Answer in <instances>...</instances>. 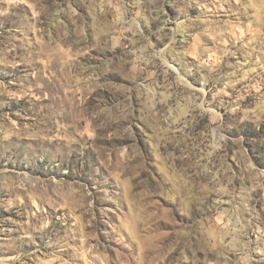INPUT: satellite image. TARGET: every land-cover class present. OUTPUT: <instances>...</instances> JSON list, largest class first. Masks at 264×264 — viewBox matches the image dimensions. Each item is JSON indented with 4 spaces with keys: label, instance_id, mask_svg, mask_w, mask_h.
Here are the masks:
<instances>
[{
    "label": "rangeland",
    "instance_id": "rangeland-1",
    "mask_svg": "<svg viewBox=\"0 0 264 264\" xmlns=\"http://www.w3.org/2000/svg\"><path fill=\"white\" fill-rule=\"evenodd\" d=\"M0 264H264V0H0Z\"/></svg>",
    "mask_w": 264,
    "mask_h": 264
},
{
    "label": "trees",
    "instance_id": "trees-1",
    "mask_svg": "<svg viewBox=\"0 0 264 264\" xmlns=\"http://www.w3.org/2000/svg\"><path fill=\"white\" fill-rule=\"evenodd\" d=\"M247 133H249V134H247V136L251 137V138H256L259 135L258 134L259 131L257 132L255 130L251 129V127H249V129L247 130Z\"/></svg>",
    "mask_w": 264,
    "mask_h": 264
}]
</instances>
